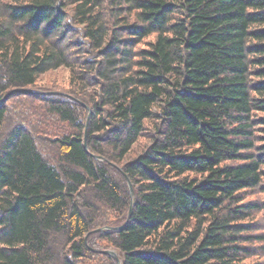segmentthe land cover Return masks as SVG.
Wrapping results in <instances>:
<instances>
[{
	"label": "trees",
	"instance_id": "obj_1",
	"mask_svg": "<svg viewBox=\"0 0 264 264\" xmlns=\"http://www.w3.org/2000/svg\"><path fill=\"white\" fill-rule=\"evenodd\" d=\"M0 264H264V0H0Z\"/></svg>",
	"mask_w": 264,
	"mask_h": 264
},
{
	"label": "rangeland",
	"instance_id": "obj_2",
	"mask_svg": "<svg viewBox=\"0 0 264 264\" xmlns=\"http://www.w3.org/2000/svg\"><path fill=\"white\" fill-rule=\"evenodd\" d=\"M68 69L60 67L58 69L52 70L44 74L39 80L38 85L42 87H52V88H64L69 87L70 76ZM25 91L36 92L33 88H26ZM111 250V249H109ZM114 251V250H113ZM116 252V251H115ZM116 256L118 253L116 252Z\"/></svg>",
	"mask_w": 264,
	"mask_h": 264
},
{
	"label": "water",
	"instance_id": "obj_3",
	"mask_svg": "<svg viewBox=\"0 0 264 264\" xmlns=\"http://www.w3.org/2000/svg\"><path fill=\"white\" fill-rule=\"evenodd\" d=\"M128 180H129V185H130L131 191H133L132 183H131L130 179H128ZM106 252H108V253L113 254L114 256H116V252L113 251V250H107Z\"/></svg>",
	"mask_w": 264,
	"mask_h": 264
},
{
	"label": "bare ground",
	"instance_id": "obj_4",
	"mask_svg": "<svg viewBox=\"0 0 264 264\" xmlns=\"http://www.w3.org/2000/svg\"><path fill=\"white\" fill-rule=\"evenodd\" d=\"M84 200H85V198H84ZM157 250V249H156Z\"/></svg>",
	"mask_w": 264,
	"mask_h": 264
}]
</instances>
